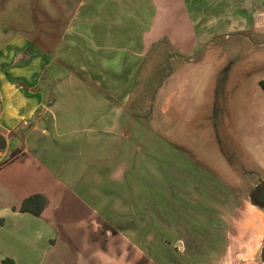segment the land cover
<instances>
[{
    "label": "rangeland",
    "instance_id": "obj_1",
    "mask_svg": "<svg viewBox=\"0 0 264 264\" xmlns=\"http://www.w3.org/2000/svg\"><path fill=\"white\" fill-rule=\"evenodd\" d=\"M165 12L162 0H0V49L16 51L18 42L13 41L22 36L20 42L55 57L66 36L68 64L63 65L68 76H84L76 70L81 64L97 74L86 72L84 83L74 91L77 101L65 93L60 103V132L68 131V117L75 113L87 117L92 112L115 110L114 117L101 121L112 129L109 139L117 149L112 146L108 150L117 154L90 160V167L80 169L84 180L98 173L94 170L104 160L99 174L110 170L122 179L110 182L122 195L111 198L115 210L123 209L128 192L134 198H127L124 213L133 211L134 199L138 211L154 218L159 206L155 194L147 198V192H163L170 203L161 200V206L167 207L166 215H171L165 219L169 228L164 231L167 238L161 240L164 245L155 243L160 236L155 229L149 231L147 246L139 228L129 230L127 224L115 221L114 228L121 232L101 240V264H131L141 252L150 260L147 264H194L186 255L191 248L198 258L196 264H209L207 258L225 247L224 238L219 239L221 244L210 245V239L199 237L198 246L190 248L182 243H189L187 231H181V242H172L179 238L172 228V189L179 185L176 178L188 175L196 188L215 191L218 183L234 191L237 179L246 182L244 174H249L247 180L262 181L256 171L245 166H255L256 154L261 152L258 145L264 146V89L260 84L264 80V30L247 36L232 33L195 38L188 28L177 25L181 21L176 15ZM170 35L179 37L172 42ZM79 126L74 121L69 129ZM22 137L25 148L26 135ZM23 151L5 159L0 170L30 153ZM72 163L74 158L69 159L68 164ZM89 183L90 188L96 186ZM248 187L246 183L241 191ZM102 188L108 190L107 186ZM84 190L83 186L81 197ZM148 222L157 224L155 219ZM256 237L249 233L250 253ZM231 244L235 247L233 241ZM256 258L255 264H263L262 252L256 253Z\"/></svg>",
    "mask_w": 264,
    "mask_h": 264
},
{
    "label": "crops",
    "instance_id": "obj_2",
    "mask_svg": "<svg viewBox=\"0 0 264 264\" xmlns=\"http://www.w3.org/2000/svg\"><path fill=\"white\" fill-rule=\"evenodd\" d=\"M162 4L166 15H176L177 21H181L177 25L188 28L195 38L232 33L247 36L264 30V0H162ZM178 37L170 35L168 38H174L172 42H175ZM20 38L22 36L13 41L18 42L16 51L10 53L0 49V135L7 142L6 149L0 152V166L21 149L24 150L22 153L28 150L30 153L23 160L0 170V264L7 259L14 264H101L102 252L98 247L101 240L121 232L114 228L115 221L127 224L129 230L139 228L147 246H150L149 231L155 229L160 235V241L157 239L155 243L164 245L161 240L165 239L164 231L169 228L165 219L171 215H166V205L161 206L164 201L170 204L163 192L162 195L147 192V198L155 194L159 206V211L150 219L146 216L148 212H140L134 207V199L131 201L133 211L121 212L126 209L127 198H134L132 192L124 197L121 211L111 207V198L122 195L112 189L115 185L110 182L122 179L110 170L108 175V172L99 174L104 160L94 170L98 173L89 175L90 180L87 178L85 181L84 174L80 175L82 167L92 165L90 160L105 156L109 159L117 154L108 150L112 146L117 149V144L109 139L112 129L101 121L103 117H114L115 110L92 112L87 117L75 113L68 117L67 125L71 128L74 121L78 122L77 130H59V116L63 117L60 103L65 93L72 94V100L77 101L79 98L74 91L84 83L88 71L97 74L81 64L80 68L76 66V70L84 72L83 78L79 74L68 76L63 65L68 64L66 49L69 42L66 36L54 52L55 57L47 56L45 50L35 45L20 42ZM23 53L30 56L23 58ZM210 68L215 70L214 65ZM262 83L264 80L260 82L264 89ZM95 94L91 96L94 98ZM23 135H26L25 148ZM258 147L261 152L254 159L255 168L247 165L245 168L256 171L260 175L256 177L264 181V146L259 144ZM70 158H74V163L68 164ZM246 175L249 174L243 175L246 182L237 179L234 191L229 187L223 188L219 183L218 191L201 190L188 175H178L176 183L179 185L172 189L171 206L172 228L179 238L172 242H181V231H187L189 243L185 240L182 243L190 248L198 246L199 237L210 239L207 243L210 245L221 244L219 239L224 238L222 244L225 247L207 258L209 264L257 263L256 253L264 248V209L252 204L250 192L262 181L255 183L247 180ZM89 182L100 186L97 190L96 186L90 188ZM246 183L250 187L246 192L241 191ZM83 186L82 194L86 199L80 195ZM104 186L108 187L107 192L102 190ZM37 194L46 197L42 214L36 216L22 212L23 201ZM99 194L100 201L97 198ZM90 201H96L99 206L92 205ZM138 213L140 216L135 217ZM118 214L121 216H116ZM148 219H155L157 224L148 225ZM250 232L257 234L251 253L247 250ZM140 254L131 264L144 259L142 264L150 261L145 253ZM186 255L189 263H197L193 248Z\"/></svg>",
    "mask_w": 264,
    "mask_h": 264
},
{
    "label": "trees",
    "instance_id": "obj_3",
    "mask_svg": "<svg viewBox=\"0 0 264 264\" xmlns=\"http://www.w3.org/2000/svg\"><path fill=\"white\" fill-rule=\"evenodd\" d=\"M45 198L46 197L42 194H37L26 198L22 203L21 211L30 212L36 216H40L42 214L44 205H46ZM250 200L253 205L264 209V181L251 190ZM262 260L264 262V248L262 251ZM3 264H14V262L7 259L3 261Z\"/></svg>",
    "mask_w": 264,
    "mask_h": 264
},
{
    "label": "water",
    "instance_id": "obj_4",
    "mask_svg": "<svg viewBox=\"0 0 264 264\" xmlns=\"http://www.w3.org/2000/svg\"><path fill=\"white\" fill-rule=\"evenodd\" d=\"M6 147H7L6 139L2 135H0V151L5 150Z\"/></svg>",
    "mask_w": 264,
    "mask_h": 264
}]
</instances>
